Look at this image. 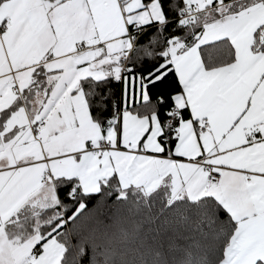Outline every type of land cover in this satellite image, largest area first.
<instances>
[{"label":"snow or ice","instance_id":"snow-or-ice-1","mask_svg":"<svg viewBox=\"0 0 264 264\" xmlns=\"http://www.w3.org/2000/svg\"><path fill=\"white\" fill-rule=\"evenodd\" d=\"M0 264H264V0H0Z\"/></svg>","mask_w":264,"mask_h":264},{"label":"trees","instance_id":"trees-1","mask_svg":"<svg viewBox=\"0 0 264 264\" xmlns=\"http://www.w3.org/2000/svg\"><path fill=\"white\" fill-rule=\"evenodd\" d=\"M147 69H144V71H146ZM160 89H163V90H168L170 89L171 87H174V85L171 84L170 81H165L164 84L162 85H159L158 86ZM153 91H156V89H153Z\"/></svg>","mask_w":264,"mask_h":264}]
</instances>
